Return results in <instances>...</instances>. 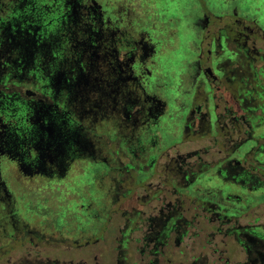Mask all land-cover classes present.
Segmentation results:
<instances>
[{
	"label": "flooded vegetation",
	"instance_id": "obj_1",
	"mask_svg": "<svg viewBox=\"0 0 264 264\" xmlns=\"http://www.w3.org/2000/svg\"><path fill=\"white\" fill-rule=\"evenodd\" d=\"M0 264H264V0H0Z\"/></svg>",
	"mask_w": 264,
	"mask_h": 264
},
{
	"label": "rangeland",
	"instance_id": "obj_2",
	"mask_svg": "<svg viewBox=\"0 0 264 264\" xmlns=\"http://www.w3.org/2000/svg\"><path fill=\"white\" fill-rule=\"evenodd\" d=\"M180 41L178 42V44H179V48L182 50L183 49V43H182V41H181V39H179ZM182 56V54L181 55H179V56H177V57H175V59H174V65H178V62H177V60L179 59L178 57H181ZM165 61H164V66L166 65V66H168V67H170V56H167L166 57V59H164Z\"/></svg>",
	"mask_w": 264,
	"mask_h": 264
}]
</instances>
